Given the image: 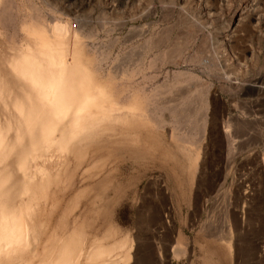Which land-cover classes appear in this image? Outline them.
<instances>
[{
    "label": "rangeland",
    "instance_id": "1",
    "mask_svg": "<svg viewBox=\"0 0 264 264\" xmlns=\"http://www.w3.org/2000/svg\"><path fill=\"white\" fill-rule=\"evenodd\" d=\"M51 50L57 104L22 73ZM97 81L148 123L77 114ZM3 217L0 264L66 235L72 264H264V0H0Z\"/></svg>",
    "mask_w": 264,
    "mask_h": 264
},
{
    "label": "bare ground",
    "instance_id": "2",
    "mask_svg": "<svg viewBox=\"0 0 264 264\" xmlns=\"http://www.w3.org/2000/svg\"><path fill=\"white\" fill-rule=\"evenodd\" d=\"M57 26V25H56ZM60 26V25H59ZM61 27V26H60ZM66 27V26H65ZM54 28V27H53ZM64 28V27H63ZM60 30V31H59ZM63 29H61V28H59V27H55L54 28V31L56 32V35L58 36V35H60L63 31H62ZM65 30V29H64ZM66 31V30H65ZM59 38H60V36H59ZM47 46V45H46ZM54 46V45H53ZM41 47H42V45H41ZM44 47V46H43ZM47 47H49V46H47ZM43 49V48H42ZM44 50H46L45 48H44ZM43 50V51H44ZM48 52V51H47ZM46 53V52H45ZM47 54V53H46ZM48 58L46 59L45 57V59H46V63H42L43 62V59L44 58H41V61L42 62H39V63H37L36 61L35 62H31V63H27V67H24L23 69H22V73L25 75V76H27V79L28 80H31L33 83H35L37 86H38V88L40 89V91H41V93H42V95H43V97H41L42 99H46V100H48V101H50L51 103H53V104H57V98H58V95H57V86H56V83H57V78H58V75H60L61 74V72L64 70V67H62V64H61V62L58 60V57H59V55L56 53V52H52V50H51V53H49L48 52ZM42 55H40V57H41ZM45 61V60H44ZM86 81V80H85ZM90 81V80H89ZM99 81H97L96 82V84L98 83ZM79 83V82H78ZM94 83V82H93ZM84 84H85V82H84ZM102 84V83H101ZM100 84V85H101ZM105 85V84H104ZM85 86H87V85H85ZM93 86V85H92ZM102 87H104V86H101V88L100 87H98V84H97V86L95 85V88H94V91H92V90H90V91H92V93L91 94H87V93H85V92H83V93H81V95H83L85 98H81L80 100L79 99H77L76 97L77 96H75V99H74V101H72L71 103H72V105L73 104H76V113L77 114H81V115H88V114H94L95 116H97V118L98 117H100V116H102V117H110V118H117L118 117V119H120V117L121 116H125V117H128L127 119L129 120V117H131V119H135V118H137V119H135V121H137V120H139V122L138 123H140V121H143V120H140V118L142 117V118H150V117H145V115H143L142 113H139V114H135V115H132L131 116V114L130 115H128V114H123L122 115V113L121 114H119V112L117 113V111H120V110H122V109H124V107L122 108L121 106V109H119V107H118V105L116 104V103H113L111 100H110V97H108V96H110L109 94H105V92L103 91V89H102ZM107 87V86H106ZM84 89H86V88H83V90ZM93 89V88H92ZM86 91V90H85ZM87 94V95H86ZM106 95H108V96H106ZM56 101V102H55ZM130 105V104H129ZM61 107H62V109H64V108H66L67 106H69V105H66V104H62V105H60ZM71 106V105H70ZM133 106V105H132ZM60 107V108H61ZM69 108V107H68ZM68 108L66 109V110H68ZM125 110V109H124ZM125 112V111H124ZM149 113V112H148ZM124 117V119H126ZM97 118H96V120H97ZM110 118H108V119H110ZM139 118V119H138ZM141 118V119H142ZM93 119V118H92ZM95 119V118H94ZM121 119H122V117H121ZM124 119H122V120H124ZM91 120V119H90ZM113 120V119H112ZM122 120H120V121H122ZM128 120H125V121H127L128 122ZM152 120V119H151ZM150 120V121H151ZM89 121V120H88ZM92 121V120H91ZM115 121V120H114ZM118 121V120H117ZM130 121V120H129ZM134 121V120H133ZM132 121V122H133ZM145 121V120H144ZM147 121H148V119H147ZM147 121H145V122H147ZM154 120H152V122H153ZM158 122V121H157ZM85 123H87V119H86V122ZM84 123V124H85ZM148 123V122H147ZM154 123H155V121H154ZM128 123H126V125H127ZM132 123H130V125H131ZM133 124H137V123H133ZM158 124V123H157ZM156 124V125H157ZM129 125V124H128ZM137 126H139V125H137ZM158 126H160V125H158ZM135 127V126H134ZM142 127V126H141ZM80 129V128H79ZM177 141H180V140H177ZM182 141V140H181ZM181 143V142H180ZM182 145H185V144H187V142H184L183 141V143H181ZM190 144H188V146H189ZM186 146V145H185ZM197 155V154H196ZM196 157V156H195ZM48 177V175H46V177L45 178H47ZM48 179V178H47ZM41 191H43V190H41ZM21 219L19 218H17L16 220L15 219H13V218H5V217H3V218H1L0 219V259H1V262H2V259H6V260H12V257H13V254H12V252H14V249L16 248V247H18L19 245H21L22 243H23V241H24V232H23V228L24 227H22L23 226V222H22V220L20 221ZM22 222V223H21ZM74 232V231H73ZM27 234V233H26ZM66 236H69V238H71V239H69L68 241L70 242V240H73L74 239V241H76V242H74L75 244H72V248L69 246L68 248H69V250H68V248L67 249H65L64 248V245H62L63 247H58L59 246V244H60V239H59V244L57 245V244H55V245H57V246H55L56 247V251H54L53 250V248H55V247H53L52 249H50V250H48L47 252H49L48 254H50V252H52L51 250H53V252H52V254H50L51 255V257L49 256V255H46V258L49 256L50 258H49V260L48 259H46L44 256L42 257V258H40L41 260H47L48 261V263H47V261H46V263L47 264H72L73 263V261H72V257H71V253L73 254V255H75L76 256V252L78 251V248L79 247H81L80 246V243H81V241H83V239L82 238H80V239H76L75 240V238H72L73 237V235H66ZM66 236H64V239H66L67 237ZM75 236H78L77 234L75 235ZM226 236V235H225ZM28 237V236H27ZM79 237V236H78ZM223 237V236H222ZM227 239H225V237L224 238H221L222 240H224L225 242H228V237H226ZM63 239V238H62ZM61 239V240H62ZM68 239V238H67ZM58 241V240H57ZM65 242H63V243H65V246H67V244H66V242H68L67 240H64ZM62 243V242H61ZM62 243V244H63ZM71 244V243H70ZM83 244V243H82ZM95 245V244H94ZM93 245V246H94ZM99 245V244H98ZM97 246V245H96ZM58 247V248H57ZM99 247H102V248H99ZM119 247V246H118ZM71 248V249H70ZM95 248V247H94ZM94 248L92 249L91 248V250L93 251L94 250ZM96 248H99V249H96ZM95 248V251L94 252H90V253H92V256H91V254L90 253H88V255H89V257L88 256H85V258L87 257V258H92L94 261L96 260L97 261V263L96 264H106V261H107V259H108V257H109V255H110V253L111 252H113L114 250H115V248L113 249V247L111 248V247H109V249L107 248V249H104L105 247L104 246H97ZM111 248V249H110ZM80 249V248H79ZM183 249V248H182ZM228 249H229V247H228ZM75 252V253H74ZM54 253V254H53ZM78 253V252H77ZM45 258V259H44ZM125 259H124V261H127V258L126 257H124ZM41 260L39 261V263H36V264H40V262H41ZM86 261L85 262H88V264H89V261H87V259H85ZM92 260V261H93ZM5 261V260H4ZM93 261V262H94ZM0 262V263H1ZM42 262H44V261H42ZM77 262V261H76ZM108 262V261H107ZM29 262H27V264H28ZM33 263V262H32ZM45 263V262H44ZM43 263V264H44ZM75 263V262H74ZM30 264V263H29ZM82 264V263H81ZM85 264V263H84ZM90 264H92L91 262H90ZM124 264V263H123Z\"/></svg>",
    "mask_w": 264,
    "mask_h": 264
}]
</instances>
